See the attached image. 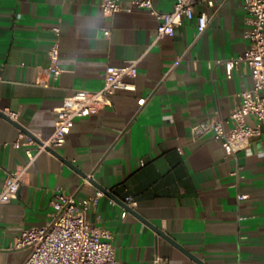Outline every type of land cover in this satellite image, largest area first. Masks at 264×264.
I'll list each match as a JSON object with an SVG mask.
<instances>
[{"label":"crops","instance_id":"crops-1","mask_svg":"<svg viewBox=\"0 0 264 264\" xmlns=\"http://www.w3.org/2000/svg\"><path fill=\"white\" fill-rule=\"evenodd\" d=\"M101 1L0 0V189L5 172L28 161L25 139L14 146L19 130L47 139L66 97L99 91L107 66L138 61L134 90H118L109 106L76 118L57 154L43 152L30 164L17 197L0 208V246L50 219L55 189L81 202L102 187L136 213L102 192L87 215L114 235L119 264H155L157 257L197 264L156 230L204 264H264V139L229 155L210 135L190 134L211 119L231 128L237 93L252 85L248 68L228 71L218 63L247 46L241 0L199 4L196 12L209 17L200 35L195 19H183L173 36L161 38L149 12L104 16ZM120 2L131 8L130 0ZM153 2L166 13L175 0ZM54 27L57 76L43 71ZM246 124L256 121L248 116ZM27 254L0 251V264H22Z\"/></svg>","mask_w":264,"mask_h":264},{"label":"built area","instance_id":"built-area-1","mask_svg":"<svg viewBox=\"0 0 264 264\" xmlns=\"http://www.w3.org/2000/svg\"><path fill=\"white\" fill-rule=\"evenodd\" d=\"M216 0H175L171 11L160 12L153 0H130L131 8H124L120 0H102L101 12L104 16H112L120 11L145 10L158 21L157 37L173 36L175 30L181 26L183 19H195L197 34L200 35L207 27L209 17L204 11L196 12V6L205 4L212 7ZM242 8L247 15V28L243 38L247 42L245 50L237 55L219 61L228 71L241 66L248 68L252 85L237 93L238 104L229 115L231 128L225 129L227 121L211 119L199 122L191 127L193 139L210 135L222 143L224 151L235 155L249 145L254 137L264 139V0H241ZM56 40L48 51L49 67L43 70L57 76L60 36L59 27H54ZM109 32L105 30L104 36ZM136 60L126 61L123 65L107 66L103 75V86L99 91H76L66 97L61 105L55 109L56 121L53 133L47 139L38 135L27 137L19 130L15 147L20 146V140L25 139L27 164L12 171H6L0 189V208L9 204L17 197V193L24 182L28 167L43 152L56 151L64 142L66 135L76 118L86 117L98 109L111 104V97L118 90L132 91L135 89L134 80L137 76ZM145 99H139L142 106ZM4 114L16 122V113L4 111ZM255 119L256 125L246 124V117ZM232 172L231 175H235ZM91 177L83 181L87 183ZM80 186L77 187V190ZM102 192L87 197L81 202L76 201L75 194L66 193L62 189H55L51 206L53 211L50 219L42 226L23 229L15 237L12 245L0 251L12 249H27L28 254L22 264H119L116 257L114 235L107 229L92 225L87 215L95 206L96 200ZM128 205L135 203L130 197L125 198ZM155 264H167L166 259L157 257Z\"/></svg>","mask_w":264,"mask_h":264},{"label":"water","instance_id":"water-1","mask_svg":"<svg viewBox=\"0 0 264 264\" xmlns=\"http://www.w3.org/2000/svg\"><path fill=\"white\" fill-rule=\"evenodd\" d=\"M1 116L5 117L4 115H2L0 113ZM20 128V127H19ZM22 130V129H21ZM50 152L52 154H57L56 151L50 150ZM100 191L105 193L107 196H109L110 198H112L113 200H116L118 203H120L127 211H130L131 213L135 214V212H133L125 203L118 201L111 193H109L108 191H106L105 189H103L102 187H100ZM156 232L164 237L170 244H172L173 246L177 247L178 249H180L182 252H184L187 256H189L192 260H194L197 264H204L202 261H200L198 258L194 257L193 255H191L190 253H188L187 251H185L184 249H182L179 245H177L174 241L168 239L167 236L163 235L160 231L156 230Z\"/></svg>","mask_w":264,"mask_h":264}]
</instances>
